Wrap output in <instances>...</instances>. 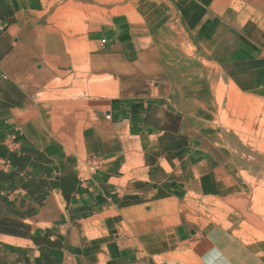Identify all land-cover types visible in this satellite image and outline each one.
Here are the masks:
<instances>
[{"label":"crops","instance_id":"crops-1","mask_svg":"<svg viewBox=\"0 0 264 264\" xmlns=\"http://www.w3.org/2000/svg\"><path fill=\"white\" fill-rule=\"evenodd\" d=\"M220 80L264 96V0H0V264H264Z\"/></svg>","mask_w":264,"mask_h":264},{"label":"rangeland","instance_id":"rangeland-1","mask_svg":"<svg viewBox=\"0 0 264 264\" xmlns=\"http://www.w3.org/2000/svg\"><path fill=\"white\" fill-rule=\"evenodd\" d=\"M210 102L208 109L212 112L199 109V114L192 118L194 121L200 119L196 120L197 124L206 129L214 142L229 148L241 169L239 177L242 184L246 183L243 184L245 191L260 199L264 194V96L240 94L220 80L214 85ZM209 205L218 210L223 208L221 202ZM177 259L178 256L171 253L163 256L152 254L150 264H197L189 254L179 258L178 263Z\"/></svg>","mask_w":264,"mask_h":264},{"label":"built area","instance_id":"built-area-1","mask_svg":"<svg viewBox=\"0 0 264 264\" xmlns=\"http://www.w3.org/2000/svg\"><path fill=\"white\" fill-rule=\"evenodd\" d=\"M95 165V164H94Z\"/></svg>","mask_w":264,"mask_h":264}]
</instances>
